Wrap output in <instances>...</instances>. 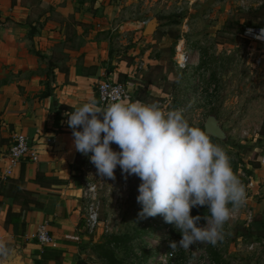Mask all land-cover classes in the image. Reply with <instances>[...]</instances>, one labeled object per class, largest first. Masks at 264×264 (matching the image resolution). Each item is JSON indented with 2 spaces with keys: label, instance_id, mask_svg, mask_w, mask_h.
I'll return each mask as SVG.
<instances>
[{
  "label": "crops",
  "instance_id": "1",
  "mask_svg": "<svg viewBox=\"0 0 264 264\" xmlns=\"http://www.w3.org/2000/svg\"><path fill=\"white\" fill-rule=\"evenodd\" d=\"M111 2L0 0V239L13 248L11 264H107L96 249L102 228L90 232L85 223L84 167L64 113L89 98L100 102L96 86L104 79L135 84L129 102L161 104L162 80L171 79L170 64L177 68L176 39L167 33L154 34L160 53L155 57L146 60L137 45L115 57L110 35L130 29L138 34L142 26L138 20H115L120 14ZM142 59L144 68L138 70ZM18 133L30 138L37 156L23 159L3 179ZM39 171L46 176L42 181ZM254 172L246 201L258 214L255 219H264V158ZM26 190L57 194L54 211L35 209ZM43 221L57 239L45 248L32 237Z\"/></svg>",
  "mask_w": 264,
  "mask_h": 264
},
{
  "label": "rangeland",
  "instance_id": "2",
  "mask_svg": "<svg viewBox=\"0 0 264 264\" xmlns=\"http://www.w3.org/2000/svg\"><path fill=\"white\" fill-rule=\"evenodd\" d=\"M111 1L112 9L120 14L115 20H138L142 26L138 34L130 29L116 30L110 35L115 57L126 56L133 45L138 46L146 60L159 55L156 32L158 38L167 33L176 39V54V47L183 40V49L189 53L188 65L179 68L177 61V68L169 65L170 70H175L171 79L162 80L165 98L158 104L163 110L183 109L189 123L203 129L207 117L216 116L226 137L210 136L228 153L233 171L244 184L247 197L250 196L252 187L248 179L255 175L254 169L264 158V41L244 30L247 26H264V0ZM153 18L159 23L156 32L144 35L146 24ZM145 59L140 61L145 63ZM112 147L119 150L115 144ZM83 157L80 165L95 167L88 156ZM81 177L82 190L88 178L99 183L100 217L112 228L109 234L101 230V243L113 240L115 235L125 238L105 248L97 244V252L107 264H264V249L247 247L251 241L264 240L259 235L264 224L254 222L258 214L254 215L247 201L225 225L224 239L217 245L196 244L187 251L177 249L176 256L170 259L166 257L172 250L170 241H179L182 233L165 223L162 216L139 217L142 206L136 199L141 183L138 177L125 179L119 166L115 179L99 177L89 168L81 169ZM195 209L198 208L192 211ZM251 222L256 225L252 230L248 229ZM199 224H206V220L201 219Z\"/></svg>",
  "mask_w": 264,
  "mask_h": 264
},
{
  "label": "clouds",
  "instance_id": "3",
  "mask_svg": "<svg viewBox=\"0 0 264 264\" xmlns=\"http://www.w3.org/2000/svg\"><path fill=\"white\" fill-rule=\"evenodd\" d=\"M256 39L264 40V28ZM73 109L64 115L74 150L90 158L99 177L115 179L119 166L125 179H140L138 215L162 216L182 233L179 241H170L172 251L224 239L225 225L246 203V188L225 149L190 124L183 109L163 110L156 102H129L119 94L103 106L89 98ZM205 206V216L192 215L194 207ZM12 252L0 239V264H11Z\"/></svg>",
  "mask_w": 264,
  "mask_h": 264
},
{
  "label": "built area",
  "instance_id": "4",
  "mask_svg": "<svg viewBox=\"0 0 264 264\" xmlns=\"http://www.w3.org/2000/svg\"><path fill=\"white\" fill-rule=\"evenodd\" d=\"M261 28L254 26H247L244 30V33L250 34L256 38V35L259 34ZM249 29H252L251 33L248 32ZM182 41L180 40L177 49L176 61H177V66L179 68H186L189 61V53L186 49H183L184 43H182ZM179 51L181 53H179ZM261 61L262 58L257 60L258 63H261ZM137 68L138 70L143 69L144 62L143 61L139 62ZM96 87H97V93L101 106L110 102L111 99L117 94H119L122 99L129 100L133 97L136 90V86L132 82L112 81L108 79L99 81ZM36 156H37V152L34 146L32 145L30 138L23 133L16 134L14 137V142L9 147V150L7 152L8 166L6 169V173L3 176V179H5L6 175L9 172H11L14 167L18 166L23 159L25 158L35 159ZM88 168L91 169L92 172L95 173L97 172L96 167H93L91 164L88 165L87 167H84V170ZM251 185H253V182L249 180V186ZM82 196L86 200L85 223L87 228L90 230V232H95L99 227H101L104 233L106 234L111 233L112 228L110 224L103 222L100 217L101 201L99 199L100 198L99 183L88 178V180L85 181V187L82 190ZM251 217L252 214L251 212H249V222L252 221ZM32 237L41 246V248H45L46 246L53 245L57 242L56 236L53 232H51L50 224L47 221L40 222L37 225L35 232L32 234ZM247 247L249 248V250H255L258 248H261L262 250L264 249V240L260 242L251 241L247 245ZM175 256H176V252L172 250L166 255V257L170 259L174 258ZM263 260H264V255H263Z\"/></svg>",
  "mask_w": 264,
  "mask_h": 264
},
{
  "label": "trees",
  "instance_id": "5",
  "mask_svg": "<svg viewBox=\"0 0 264 264\" xmlns=\"http://www.w3.org/2000/svg\"><path fill=\"white\" fill-rule=\"evenodd\" d=\"M257 27H260V26H257ZM261 27H264V26H261ZM80 157H81V160H80ZM83 159H84L83 155L79 153V161L82 162ZM42 175H43V178L46 177L44 176V173L40 174V171H39L38 178H37L39 181H42ZM25 194L27 196L26 198L35 204L33 205L35 209L41 210L46 213H52L54 211V208L57 202V197H58L57 194H54V193L41 194L39 192H34L31 190H26ZM195 214L205 215L207 214V209L205 207H200L198 209H195L192 211V215H195ZM258 221H260L259 224H264V219L257 218L255 219L254 222L256 223ZM255 223L251 222L248 229L252 230V228L256 226ZM259 235L264 236V231L261 232ZM112 239L113 240H107L105 241V243H101L99 245V248H105L106 245H109L110 243H113V242L117 243L118 241H124L125 238L115 235L114 238Z\"/></svg>",
  "mask_w": 264,
  "mask_h": 264
},
{
  "label": "water",
  "instance_id": "6",
  "mask_svg": "<svg viewBox=\"0 0 264 264\" xmlns=\"http://www.w3.org/2000/svg\"><path fill=\"white\" fill-rule=\"evenodd\" d=\"M158 21L157 18H153L150 20L144 29V34H153L156 32L158 27ZM204 129L212 136H216L220 139H224L226 137V133L223 130L218 118L214 115H209L206 119V122L204 124Z\"/></svg>",
  "mask_w": 264,
  "mask_h": 264
}]
</instances>
